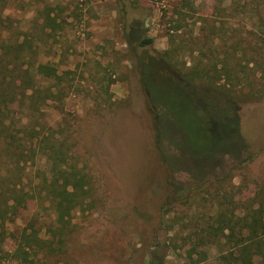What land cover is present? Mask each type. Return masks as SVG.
I'll use <instances>...</instances> for the list:
<instances>
[{
    "label": "rangeland",
    "instance_id": "1",
    "mask_svg": "<svg viewBox=\"0 0 264 264\" xmlns=\"http://www.w3.org/2000/svg\"><path fill=\"white\" fill-rule=\"evenodd\" d=\"M218 5L216 0H0L6 41H25L26 62L50 63L63 77L61 100L43 107L42 117L89 185L88 197L62 223L44 190L40 201L6 217L0 264H224L220 255L230 245L225 239L206 243V226L218 210L241 217L264 200V0ZM212 26L225 31L239 77L231 95L252 90L259 97L234 102L244 146L205 157L169 114L156 109L158 150L141 64L158 68L147 84L170 98L172 88L163 80L172 74L167 54L176 69L196 64L200 50L207 53L203 61L220 65V50L209 52L202 37ZM143 37H151L152 44L139 46ZM50 85L44 81L40 88ZM198 93L205 100L209 90L199 84ZM191 129L189 139L203 149L206 142ZM248 154L253 158L237 165ZM29 162L21 177L37 193V183L49 178L50 160ZM23 231L42 241L40 247L25 245L27 255L17 250Z\"/></svg>",
    "mask_w": 264,
    "mask_h": 264
},
{
    "label": "trees",
    "instance_id": "2",
    "mask_svg": "<svg viewBox=\"0 0 264 264\" xmlns=\"http://www.w3.org/2000/svg\"><path fill=\"white\" fill-rule=\"evenodd\" d=\"M216 1L219 3L218 9L221 8L223 0ZM207 29L202 36L208 45L206 49L211 53L220 50L216 51L218 55L221 52L220 65L203 61L208 58L207 53L200 50L201 60L196 64L184 70L176 69L172 65V55L167 54L165 58L172 74H167L163 80L172 88L170 98H165L147 84L148 76L154 75L152 69L158 68L149 63L141 64L142 86L151 104L149 109L153 116L158 150L160 116L156 109L161 114H169L171 121L186 135L193 150L204 152L205 157L223 149L239 152L244 146L239 131L238 106L234 102H246L259 97L252 90L238 98L231 95L239 77L230 63L232 53L223 37L225 31L216 30L214 26ZM135 36L136 39L139 37ZM132 41L130 34L127 42L131 44ZM152 41L151 37H143L137 44L146 46ZM27 47L25 41L7 42L4 32L0 31V227L4 225L6 217L15 214L27 202L40 201L43 190L61 223L73 208L85 201L89 193L87 176L70 164L68 158L71 155L64 149L65 143L42 117L43 107L61 100L63 87L60 82L63 77L50 63L26 62L24 51ZM44 81L51 85L41 89L40 84ZM199 84L209 90L205 100L198 93ZM194 87H197V91ZM179 117L181 123L178 122ZM186 118L191 121L190 126ZM191 128H195L197 138L206 142L203 149L196 148L189 139L193 130ZM43 156L46 162L50 160V174L49 178L44 177L37 183L35 191L38 192L34 193L30 191L31 185L23 182L21 172L29 161L35 162L36 157L41 159ZM252 158L253 155L248 154L239 159L237 165ZM160 159L168 170L169 165L161 152ZM168 184L173 192L177 189L172 180ZM204 232L206 243L216 245L225 239L226 244L230 245V249L220 255L224 264H264V200L251 213L241 217L234 215L232 210H218L214 221L206 226ZM25 245L40 247L42 241L36 233L23 231L17 250L27 255L23 249Z\"/></svg>",
    "mask_w": 264,
    "mask_h": 264
}]
</instances>
